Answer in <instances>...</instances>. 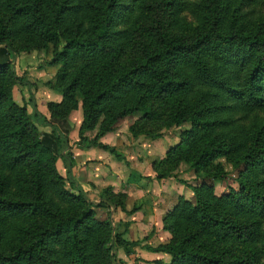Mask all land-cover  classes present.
<instances>
[{
  "label": "trees",
  "instance_id": "obj_1",
  "mask_svg": "<svg viewBox=\"0 0 264 264\" xmlns=\"http://www.w3.org/2000/svg\"><path fill=\"white\" fill-rule=\"evenodd\" d=\"M249 1L90 0L87 33L66 37L55 51L63 96L71 101L78 92L82 98L83 148L109 150L126 162L99 141L116 120L137 111L153 119L156 100L194 91L191 103L173 104L167 124L190 120L191 127L164 161L186 162L217 180L226 174L224 158L238 172L237 190L218 196L203 181L191 187L194 203L178 198L163 217L170 241L149 248L171 261L154 264H264V9L247 17L240 12ZM79 4L0 0L7 12L0 18V264H125L115 249L128 257L136 244L115 227L114 214L123 206L92 202L76 180L65 105L48 103L49 118L38 110L12 41L26 36L57 44ZM185 11L197 14L195 31L171 33L167 20ZM14 85L29 91L22 106L12 97ZM97 123L89 139L85 132ZM153 168L157 179L170 176ZM94 205L112 208L106 220L95 218ZM9 219L12 236L3 229Z\"/></svg>",
  "mask_w": 264,
  "mask_h": 264
},
{
  "label": "rangeland",
  "instance_id": "obj_2",
  "mask_svg": "<svg viewBox=\"0 0 264 264\" xmlns=\"http://www.w3.org/2000/svg\"><path fill=\"white\" fill-rule=\"evenodd\" d=\"M228 1L229 0H221V3L224 4ZM73 2H79L80 4L77 9L67 15L63 24V34L59 38L60 41L57 44L52 42L48 44H37V41L26 36H21L12 40L15 47L18 49V63L25 71L28 81L34 86L31 92L34 93L37 108L46 118H49L50 116L47 106L48 103H63L65 105V110H67L64 116L66 120L65 124H67L69 129L67 137L74 158L77 157L78 160H80V162L78 161V163H80L79 173L82 177H89L88 175H90V173L96 171L97 164L100 163L102 159L106 160L107 158L120 164L119 166H121L123 170H126V173H129L128 181H126V183L124 181H113L116 183L115 188L105 181L81 182L87 198L92 202L104 198L115 200L123 206V210L121 211L123 213L122 219H120V216L118 219H115V227L125 240L136 243L133 246V253L131 254L133 255V258H130L133 260V263L154 264V261L156 260L169 263L171 261L169 255L168 258H156L151 261L144 260V262L135 252V249H140L152 253L164 254L162 252L151 251L149 248H155L160 244L169 242L171 239L170 232L164 229L163 224V217L166 212L162 214L161 217H157L152 221L149 220L148 222H153V225L158 223L160 230L165 233L164 235L159 231L164 235L163 237L162 235H157L154 228L152 230L149 229L147 234H144L141 239L137 240H129L126 236L130 225L129 216L142 209L143 206L151 205V201L149 200L151 199V197L149 198L151 195L158 197L160 202H162L164 199L161 195L163 194V191H167V189L172 194V196L170 195V202L173 200V206L176 204L179 197L194 203L195 199L191 187L197 186L203 181L213 185L214 193L218 196L225 194L229 189L237 190L238 172L233 169L230 163L224 158L220 159V162L222 163L226 174L223 178L217 180L206 179L203 178L201 174H196L194 169L186 162L179 161L176 164L172 158L168 161H164L167 150L179 142V136L183 131L189 130L191 127L190 120H186L180 125L167 124L171 109H173V104L178 100H183L185 103H191L194 99V91L183 93L172 100H156L157 102L153 104V107L157 109L158 112L153 119H144L143 113L137 111L124 115L116 120L111 130L99 138V141L114 147L116 153L124 158L126 162L121 158H117V156L109 150H104L99 147L83 148L81 146L82 141H80L79 138V128L82 121V98L78 92L75 93L71 101L63 96L61 89L65 83L58 82L57 78V74L61 69V61H55L54 59L55 51L62 49L66 37L86 34L89 29L91 13L89 10L90 0H73ZM235 5L237 6V2H235ZM260 8L262 10L264 9V3H261L260 0L249 1L248 3L243 4L240 13L245 12L247 17L254 18L258 15ZM6 13L5 9L1 6L0 18L7 19ZM196 15L197 14L193 11L179 12L171 15L167 20L169 31L174 34H183L188 27H190V31H195L194 27L199 20L196 18ZM28 95L29 91L26 88L18 85L12 86V97L19 106L26 103L29 97ZM121 104V102L117 103L118 106H121ZM29 109L30 108L28 107V110ZM98 128L99 123H97L92 130L85 132V135L89 139H93L98 132ZM39 129L49 130L48 128ZM83 155L86 156L87 161ZM55 165L59 174L64 177L65 174L61 161L57 160ZM154 165L170 176L157 179L156 171L153 168ZM134 167L140 169L146 174L152 172L154 179L158 181H152L150 177H148V180L144 181L148 186L138 187L137 182L139 181L137 180H139L142 175L137 172ZM88 169H90V171H88ZM119 172L120 171H118V173ZM138 174L140 177L136 179ZM9 175L11 181H17L15 179L16 173H10ZM117 176L120 177V175ZM130 178L131 181H129ZM162 179L163 181H160ZM166 179H168V181H165ZM151 184H153V186L157 184L158 190L156 195L155 193L153 194V192L147 191L149 193L148 198L147 196H143L142 199L127 204L129 196H132L136 188L137 190L139 188L142 190L148 188L153 189ZM152 191H154V189ZM94 206L93 211L95 218L99 221L106 220L108 218L109 209L112 210V208L98 205ZM173 206L171 208H173ZM11 222L12 221L9 219L3 224V229L10 236H12ZM114 253H121L124 256L122 249H115Z\"/></svg>",
  "mask_w": 264,
  "mask_h": 264
},
{
  "label": "crops",
  "instance_id": "obj_3",
  "mask_svg": "<svg viewBox=\"0 0 264 264\" xmlns=\"http://www.w3.org/2000/svg\"><path fill=\"white\" fill-rule=\"evenodd\" d=\"M83 154V153H82ZM87 161V158L85 155H83ZM82 156V158H83ZM105 157V156H104ZM77 158V157H75ZM106 158V157H105ZM75 161H77L75 163V167L73 169V173L74 176L76 178V180L80 183V185L82 186V182L81 181H105L109 184H111L114 188L116 187V183H114L113 181H124L126 183V181H128V176L129 173H126V170H123V168L121 166H119L120 164H118L117 162H115L112 159L107 158L106 160H103L98 163L97 167H96V171L90 173V175H88L89 177L84 178L81 176V174L79 173L80 170V163H78V161L80 162V160L75 159ZM132 168V167H131ZM135 168V167H134ZM133 169V168H132ZM135 170L137 172H139L142 177L137 180L139 182H137V186L138 187H147L148 185L144 182L148 180V177H150V179L152 181H158L156 179H154L153 177V173H144L143 171H141L138 168H135ZM88 171H90V169H88ZM118 171H120L118 173ZM122 171V173H121ZM117 175H120V177H118ZM122 176V177H121ZM160 181H163L160 180ZM165 181H168V179H166ZM151 187H153L154 191H152L153 189H146V190H142L141 188H139L137 190V188L134 190L132 196H129L128 202L127 204L130 203H134L136 200L138 199H142L143 196H147L148 198V192H153V194L157 193V184H155L153 186V184H151ZM83 188V186H82ZM84 189V188H83ZM85 191V190H84ZM148 191V192H147ZM172 194L170 193V191L167 189V191H163V194L161 195L163 197V201L160 202L158 197H154V196H149V198L151 197V199H149L151 201V205H147V206H143L142 209L134 212L133 214H131L129 216L130 218V225L128 227V233H126V236L128 237L129 240H137V239H141L143 237L144 234H147L149 229H154L156 230L157 235H162L165 233L162 232L160 230V226L159 224H155L153 225V222L148 223L149 220L152 221L153 219H156L157 217H161L162 214H164L165 212L169 211L170 208L173 206V200L170 202L171 200V196ZM115 219L120 216V219H122L123 213L121 211L117 212L114 214ZM117 215V217H116ZM162 233H160V232ZM162 235V237L164 236ZM160 239V238H159ZM158 239V240H159ZM136 255L138 254V256L144 261H151L154 260L156 258H168L167 254H158V253H152V252H148L146 250H136ZM119 257H122L125 260V264H134L133 260H131L130 258H133V255L131 256H123L121 253H118ZM145 262V261H144ZM149 264V263H146Z\"/></svg>",
  "mask_w": 264,
  "mask_h": 264
}]
</instances>
